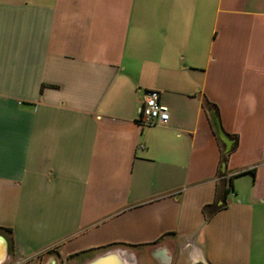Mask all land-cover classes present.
<instances>
[{"label":"crops","instance_id":"0c3cea01","mask_svg":"<svg viewBox=\"0 0 264 264\" xmlns=\"http://www.w3.org/2000/svg\"><path fill=\"white\" fill-rule=\"evenodd\" d=\"M0 238V264H264V0H0Z\"/></svg>","mask_w":264,"mask_h":264},{"label":"water","instance_id":"95a60500","mask_svg":"<svg viewBox=\"0 0 264 264\" xmlns=\"http://www.w3.org/2000/svg\"><path fill=\"white\" fill-rule=\"evenodd\" d=\"M212 116L217 134L225 144L226 147L225 151L229 152L231 149L232 142L228 138V136L223 132L216 114L213 113ZM1 239L2 238H0V241ZM6 255H7V246L6 245L4 246L2 244L0 246V263L4 261ZM133 262L134 260L132 256L127 255V253H123L120 250L113 249L91 258L89 261H87L84 264H133ZM193 264H206V263L202 261H195Z\"/></svg>","mask_w":264,"mask_h":264},{"label":"built area","instance_id":"2783aa9c","mask_svg":"<svg viewBox=\"0 0 264 264\" xmlns=\"http://www.w3.org/2000/svg\"><path fill=\"white\" fill-rule=\"evenodd\" d=\"M170 111L161 102V93L156 89L145 92L142 101L140 122L146 126H165L169 123Z\"/></svg>","mask_w":264,"mask_h":264},{"label":"trees","instance_id":"16d2710c","mask_svg":"<svg viewBox=\"0 0 264 264\" xmlns=\"http://www.w3.org/2000/svg\"><path fill=\"white\" fill-rule=\"evenodd\" d=\"M227 158V155L223 154V161H225ZM221 176H224V174H221ZM233 188V182H232V177L230 178V184L228 187H222V185L219 183L217 187V197L214 203L206 205L204 207V214L205 218L209 220L217 211L220 209L224 208L227 203L226 199L229 194V192ZM221 202V204H219Z\"/></svg>","mask_w":264,"mask_h":264},{"label":"rangeland","instance_id":"374dc122","mask_svg":"<svg viewBox=\"0 0 264 264\" xmlns=\"http://www.w3.org/2000/svg\"><path fill=\"white\" fill-rule=\"evenodd\" d=\"M109 250H113V249H107V251H109ZM102 252L104 253V252H106V251H102ZM93 257H94V256H93ZM93 257H91V258H93ZM91 258H90V259H91Z\"/></svg>","mask_w":264,"mask_h":264}]
</instances>
